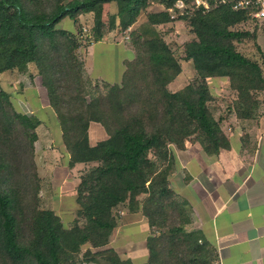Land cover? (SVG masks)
I'll use <instances>...</instances> for the list:
<instances>
[{"label": "trees", "instance_id": "1", "mask_svg": "<svg viewBox=\"0 0 264 264\" xmlns=\"http://www.w3.org/2000/svg\"><path fill=\"white\" fill-rule=\"evenodd\" d=\"M174 2L0 0V73L25 72L33 64L56 115L69 167L95 163L76 188L78 209L68 225L53 210L40 208L34 143L41 120L18 113L0 86V264H86L99 254L102 264H133L111 248L99 249L118 226L120 205L147 219L151 234L144 264H216V249L191 227L190 205L169 184V146L183 149L195 138L207 154L228 149L222 118L210 109L207 79L227 78L236 117L254 118L260 108L256 94L264 92V52L256 48V59L237 48L255 37L235 28L246 22L241 12L221 6L175 18L168 11ZM152 3L164 8L150 11ZM106 4L115 5L106 13L107 30ZM87 13L92 25L85 48L106 32L124 34L131 27L134 54L124 60L118 83L96 80L89 89L76 38L59 27L64 18L76 24ZM142 13L146 20L134 25ZM176 20L189 26L183 60L192 63L195 78L172 91L168 85L181 65L156 26ZM261 27L264 33V23ZM91 123L105 132L94 144Z\"/></svg>", "mask_w": 264, "mask_h": 264}, {"label": "rangeland", "instance_id": "2", "mask_svg": "<svg viewBox=\"0 0 264 264\" xmlns=\"http://www.w3.org/2000/svg\"><path fill=\"white\" fill-rule=\"evenodd\" d=\"M112 6L113 7H104L103 19L105 22L104 29L106 30V13L115 9V5ZM151 7H153V9L149 8L151 11L158 9L162 10L164 8L158 3H152ZM140 15L143 16L139 19V24L140 21L145 18L143 13ZM173 16L179 18V16L184 15H180L176 12ZM91 20V17H78V23L75 24L68 18L65 23H61L59 26L62 29L68 30L70 33L73 32L72 36L76 38L79 45L77 52L80 60L83 62V75L89 80V89L96 80H101L98 78V75L106 79V81L115 82L117 71V65L114 63L115 57H120V59L124 57L129 58L134 54L130 39L124 38L125 35L117 32L115 29L111 32H106L101 40L106 42H118L123 44L125 48H120L118 53H110V61H107V59L101 60L98 48H102L104 43H99L94 49L90 50V58L87 57L86 59L87 48L85 47L88 40L85 34L88 33L92 25ZM156 28L170 46L181 65V71L173 80L172 87H168L173 91L176 88L183 87L195 78V71L192 63L183 60V44L191 38L189 26L187 22L177 20L175 23L169 22L161 24L156 26ZM235 28L238 30L255 32L254 38H245L241 42L236 43V46L242 53L259 59L260 57L256 52V48H260V50L264 52L263 28L251 21L241 22L237 24ZM107 46V48H119L114 44H107ZM92 57L94 64L91 63ZM225 79V77L207 79L212 95L210 109L216 118H222L220 125L223 123L224 119H226V122H229V114L233 112L232 101L235 96L234 91L230 89ZM0 86L10 94V102L18 113L26 115L32 112L41 120V124L36 129L38 139L34 143L37 173L41 183L39 207L53 210L61 217L64 225H68L75 217L76 210L78 209L76 203V188L82 176H84L95 163L69 167V156L61 142L56 115L48 105L46 92L41 85L40 77L33 64L29 63L25 72H19L14 69L0 73ZM259 93L260 92H258L257 95H259ZM258 119L261 122L264 121V117H259ZM88 133L91 144L105 137L103 128L96 123H91V128L88 130ZM190 141H195V138ZM177 196L180 200H183L179 194H177ZM115 212L118 216V226L113 231L109 243L99 249L111 248L121 258L130 259L133 264H144L147 259L145 240L147 236L151 234L147 219L139 211L131 212L124 205L118 206ZM189 227L190 225L186 226V228ZM83 249H85V246ZM92 250L95 251L98 249ZM103 256L102 254L94 256L93 262L86 264H102Z\"/></svg>", "mask_w": 264, "mask_h": 264}, {"label": "crops", "instance_id": "3", "mask_svg": "<svg viewBox=\"0 0 264 264\" xmlns=\"http://www.w3.org/2000/svg\"><path fill=\"white\" fill-rule=\"evenodd\" d=\"M85 16L91 17V14L79 17ZM142 16L134 25L139 24ZM145 20L146 17L140 23ZM130 29L125 31L124 38H128ZM99 43H104L98 48L101 60L110 61V53L125 48L118 42L100 40L87 47L86 59ZM107 44L119 48H107ZM125 59H114L117 65L115 82L106 81L99 75L98 78L109 83L120 82ZM91 63L94 64L93 57ZM225 80L229 85L228 79ZM172 85L173 81L168 87ZM257 98L260 108L254 118L239 119L232 112L229 122L224 119L220 125L229 139L228 149L207 154L197 141H187L183 149L169 146L166 164L169 184L190 205L191 227L201 230L216 249V264H264V121L258 119L264 117V92Z\"/></svg>", "mask_w": 264, "mask_h": 264}, {"label": "built area", "instance_id": "4", "mask_svg": "<svg viewBox=\"0 0 264 264\" xmlns=\"http://www.w3.org/2000/svg\"><path fill=\"white\" fill-rule=\"evenodd\" d=\"M226 6L241 12L246 21L262 25L264 23V0H175L168 11L180 15H191L195 10L205 13L213 8Z\"/></svg>", "mask_w": 264, "mask_h": 264}]
</instances>
